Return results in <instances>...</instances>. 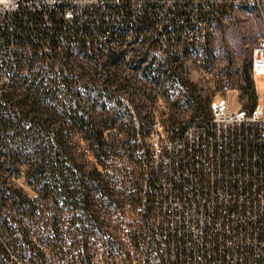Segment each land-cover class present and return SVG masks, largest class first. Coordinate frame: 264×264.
<instances>
[{"label": "built area", "instance_id": "obj_1", "mask_svg": "<svg viewBox=\"0 0 264 264\" xmlns=\"http://www.w3.org/2000/svg\"><path fill=\"white\" fill-rule=\"evenodd\" d=\"M242 3L264 16V0H0V84L11 80L22 48L197 45L215 31L221 9ZM250 69L264 76V39ZM255 93L250 108L217 96L209 115L153 124L139 209L158 264H264V98L256 83ZM0 246V264H126L108 250L78 261L70 250L27 245L2 214Z\"/></svg>", "mask_w": 264, "mask_h": 264}, {"label": "rangeland", "instance_id": "obj_2", "mask_svg": "<svg viewBox=\"0 0 264 264\" xmlns=\"http://www.w3.org/2000/svg\"><path fill=\"white\" fill-rule=\"evenodd\" d=\"M262 38L264 16L258 7L242 4L221 9L217 18V28L201 44H183L167 52L150 44H127L117 51L124 55L123 61L119 64V73L122 77L120 81L125 84L118 92L122 102L113 105L120 113L117 128L131 130L136 127L139 130L138 137L132 144L136 145V154L140 162L128 163L123 158L118 160L122 166L126 164L124 169L128 168L131 173L127 177L121 174L115 178L108 177L113 180L112 187L118 194L114 197L115 202H108L106 210L99 211L100 196L93 192L94 204L90 214L103 212L105 217L102 219L106 220V224L101 230L106 233L97 234V227H91L89 251L94 247L108 250L121 256L126 264H158L159 251L147 234L143 211L130 203L137 189L135 183H143L150 173L147 154L153 124L157 120L167 124L209 115V103L217 96L228 97L233 107L250 108L257 101L255 83L264 98V76L254 77L250 69L251 50ZM32 51L33 49L29 47L19 50L16 56L15 75L18 68L24 75L32 70H28V67L26 69V61L31 59ZM59 51L63 58L54 68L60 72L65 69L69 74L74 71L80 73L83 70L93 72L95 69H102L99 64H103L108 59L106 56L111 53L105 48L98 47L67 48ZM147 52L149 55L143 60ZM100 53L104 54L101 59L98 57ZM153 56L156 57V62L152 64ZM52 62L48 60L44 66ZM149 115L150 117H147ZM142 130H145L146 138H143L142 134L145 133H142ZM109 132L107 131V134ZM80 136L81 134H76V140L80 141L82 150H85L86 143ZM88 154L90 160L95 163L96 158L92 152L89 151ZM6 187L12 188L15 193L6 192L8 197L3 203V208L10 217L11 224L19 229L15 233L20 240L40 250H70L78 261L87 259L88 254L83 255L86 250L83 243L74 246L71 244L72 235L67 231L71 214L65 213L59 222L54 220L50 222L51 225H56L49 231L48 215H45L49 211L44 209V201L40 199L34 186L27 182L26 164L20 166L17 174L9 175L7 185L2 189ZM26 194L34 200L33 208L26 204ZM50 214L54 215L52 212ZM74 214L76 218L73 226L81 227L83 209L77 208ZM90 226H93V223H90ZM26 227L30 229L27 239L23 235ZM57 228L61 232L57 239V242L60 241L59 246L51 242L57 236L55 235ZM136 241L139 242L138 247L135 246ZM105 264H111V261H105Z\"/></svg>", "mask_w": 264, "mask_h": 264}, {"label": "trees", "instance_id": "obj_3", "mask_svg": "<svg viewBox=\"0 0 264 264\" xmlns=\"http://www.w3.org/2000/svg\"><path fill=\"white\" fill-rule=\"evenodd\" d=\"M32 49L31 59L26 61V69L32 70L24 75L18 68L15 75V65L11 80L0 84V214L16 235L19 229L11 224L3 208L8 197L6 192L12 191V188H2L7 185L9 175L17 174L20 166L26 164L27 182L34 186L44 201V209L49 211L45 214L48 215L49 231L56 225L50 222H59L65 213L71 214L67 230L72 235L71 244L83 243L86 249L83 255L88 254L89 257L91 227H97V234L106 233L101 230L106 224V220L102 219L105 217L103 212L90 214L94 204L93 192L100 196L99 211L106 210L108 202H115L114 197L118 194L112 187L113 180L108 177L115 178L119 174L127 177L131 173L128 168L124 169L126 164L122 166L118 160L123 158L128 163L140 162L136 145L132 144L139 130L136 127L131 130L118 129L120 113L113 106L122 102L118 92L125 84L120 81L119 64L124 55L112 51L106 56L108 59L99 64L102 69L93 72L83 70L80 73L70 71L69 74L65 69L60 72L54 68L63 58L59 50L67 48L56 47L52 51ZM103 55L100 53L98 57L101 59ZM148 55L147 52L143 60ZM48 60L53 62L45 67ZM154 62L155 56L151 63ZM107 131L110 132L107 134ZM78 133L86 143L85 150L76 140ZM142 135L143 138L147 136L146 133ZM89 151L95 156V163L90 160ZM149 156L148 152L150 161ZM135 184L137 189L130 203L139 207L142 183ZM12 192L15 193L14 190ZM26 204L34 207V200L27 194ZM77 208L83 209L81 227L73 226ZM144 218L143 212V221ZM55 231L57 236L51 242L59 246L57 239L61 232L58 228ZM29 232L30 229L26 227V232H23L26 239ZM138 245L136 241L135 246Z\"/></svg>", "mask_w": 264, "mask_h": 264}, {"label": "bare ground", "instance_id": "obj_4", "mask_svg": "<svg viewBox=\"0 0 264 264\" xmlns=\"http://www.w3.org/2000/svg\"><path fill=\"white\" fill-rule=\"evenodd\" d=\"M242 4L251 5L249 3H242ZM114 32H122V25H114ZM169 32H176V25H169ZM0 254H1V246H0ZM103 264H105V261H103Z\"/></svg>", "mask_w": 264, "mask_h": 264}]
</instances>
